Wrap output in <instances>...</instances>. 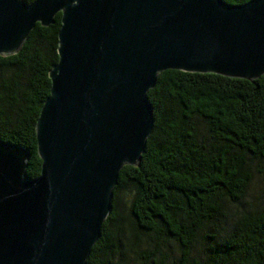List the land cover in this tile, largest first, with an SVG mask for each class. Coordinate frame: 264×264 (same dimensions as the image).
<instances>
[{"label": "water", "instance_id": "95a60500", "mask_svg": "<svg viewBox=\"0 0 264 264\" xmlns=\"http://www.w3.org/2000/svg\"><path fill=\"white\" fill-rule=\"evenodd\" d=\"M61 13L58 62L29 153L0 142V264H86L125 165L154 126L159 73L264 75V0H0V56Z\"/></svg>", "mask_w": 264, "mask_h": 264}, {"label": "trees", "instance_id": "16d2710c", "mask_svg": "<svg viewBox=\"0 0 264 264\" xmlns=\"http://www.w3.org/2000/svg\"><path fill=\"white\" fill-rule=\"evenodd\" d=\"M60 27L58 13L48 27L37 23L16 54L0 56V142L29 153L30 180L41 170L36 123ZM147 99L154 126L145 152L121 169L86 264H167L166 249L173 264H264V75L167 70Z\"/></svg>", "mask_w": 264, "mask_h": 264}, {"label": "rangeland", "instance_id": "374dc122", "mask_svg": "<svg viewBox=\"0 0 264 264\" xmlns=\"http://www.w3.org/2000/svg\"><path fill=\"white\" fill-rule=\"evenodd\" d=\"M256 185H257V187L260 189L261 187H262V184H260V183H256ZM123 200V203H122V207H121V209L123 210V211H125L126 210V205H127V203H125V197L122 199ZM200 247V246H199ZM199 247H198V249H199ZM146 248V247H145ZM201 248H202V246H201ZM200 248V249H201ZM152 249V248H151ZM199 249V250H200ZM166 254H167V258H168V260H167V264H173L172 263V260H173V258H174V251H172V250H167L166 249ZM146 257V254L144 253V251H141V252H139V260L137 259V261H139L140 263L141 262H144V258ZM140 258H141V260H140Z\"/></svg>", "mask_w": 264, "mask_h": 264}]
</instances>
